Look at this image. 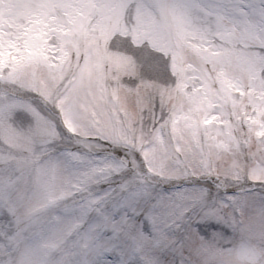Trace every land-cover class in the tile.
Segmentation results:
<instances>
[{"label":"snow or ice","instance_id":"1","mask_svg":"<svg viewBox=\"0 0 264 264\" xmlns=\"http://www.w3.org/2000/svg\"><path fill=\"white\" fill-rule=\"evenodd\" d=\"M0 264H264V0H0Z\"/></svg>","mask_w":264,"mask_h":264}]
</instances>
